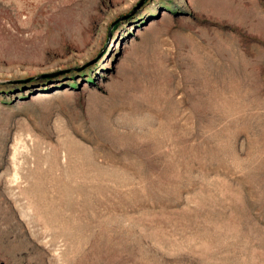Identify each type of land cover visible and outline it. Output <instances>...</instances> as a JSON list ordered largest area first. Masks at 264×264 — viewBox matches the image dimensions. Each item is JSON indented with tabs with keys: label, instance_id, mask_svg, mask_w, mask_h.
<instances>
[{
	"label": "rangeland",
	"instance_id": "obj_1",
	"mask_svg": "<svg viewBox=\"0 0 264 264\" xmlns=\"http://www.w3.org/2000/svg\"><path fill=\"white\" fill-rule=\"evenodd\" d=\"M0 264H264V0H0Z\"/></svg>",
	"mask_w": 264,
	"mask_h": 264
},
{
	"label": "bare ground",
	"instance_id": "obj_2",
	"mask_svg": "<svg viewBox=\"0 0 264 264\" xmlns=\"http://www.w3.org/2000/svg\"><path fill=\"white\" fill-rule=\"evenodd\" d=\"M44 204H45V203H44ZM47 209L49 210V211L46 210L47 213H48V212H50V213L52 212V211H51V206H49V204H47ZM50 213H49V214H50ZM47 215H48V214H47ZM51 217H52V216H51ZM51 217H48L47 219H48L49 221H51V220H52V219L50 220ZM49 221H48V222H49Z\"/></svg>",
	"mask_w": 264,
	"mask_h": 264
}]
</instances>
